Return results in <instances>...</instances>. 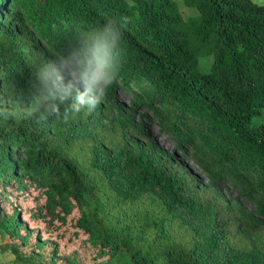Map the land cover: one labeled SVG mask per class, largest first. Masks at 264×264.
<instances>
[{
  "label": "trees",
  "instance_id": "obj_1",
  "mask_svg": "<svg viewBox=\"0 0 264 264\" xmlns=\"http://www.w3.org/2000/svg\"><path fill=\"white\" fill-rule=\"evenodd\" d=\"M182 2L196 11L0 0V236L12 264H264V0ZM125 18L100 104L73 114L71 97L52 100L49 74L71 79L61 60L78 36ZM118 87L188 148L207 184L111 99ZM223 181L254 210L225 198Z\"/></svg>",
  "mask_w": 264,
  "mask_h": 264
},
{
  "label": "clouds",
  "instance_id": "obj_2",
  "mask_svg": "<svg viewBox=\"0 0 264 264\" xmlns=\"http://www.w3.org/2000/svg\"><path fill=\"white\" fill-rule=\"evenodd\" d=\"M126 23V18L122 22L109 20L105 25L78 36L79 50L72 57L61 60V67H71V79L65 84L64 75L54 69L45 85L48 96L60 103L71 97L68 110L73 114L85 108L89 112L94 110L117 77L124 51L120 43L121 27ZM57 111L58 104L51 105V112L45 107L48 114Z\"/></svg>",
  "mask_w": 264,
  "mask_h": 264
},
{
  "label": "rangeland",
  "instance_id": "obj_3",
  "mask_svg": "<svg viewBox=\"0 0 264 264\" xmlns=\"http://www.w3.org/2000/svg\"><path fill=\"white\" fill-rule=\"evenodd\" d=\"M176 2L179 10L181 11L184 17H187L189 14H192L196 11L195 8L186 6L182 2V0H176ZM210 59V56H201L199 58L198 67L201 71L207 70L208 65L210 63ZM112 98L114 101L124 103L126 107L131 108L133 106V119L137 122L143 123V126L149 131L151 138L156 142V144L160 148L164 149V151H166L167 153L175 154V159L181 161L185 166H187L191 170V172L196 177H199L200 182H202L203 184H207L208 180L203 174L199 165L194 161L192 156L186 154V152L183 151L187 147L185 145H177L174 138L169 135L168 132L158 126V123L152 116L150 107L141 104L136 106L132 105L131 102L134 98L133 95L128 91L124 92L119 87L116 88L115 94L111 97V99ZM125 110L127 111L126 108ZM218 186L220 187L222 195L225 198H228L231 203H236L237 201H240L236 199V189L229 181L220 182ZM240 202L246 210H254V206L249 200L242 199ZM8 243L9 241L6 236H0V259L3 261H7L10 258V260H8L7 262L12 264L11 259L13 258V255L8 250Z\"/></svg>",
  "mask_w": 264,
  "mask_h": 264
},
{
  "label": "crops",
  "instance_id": "obj_4",
  "mask_svg": "<svg viewBox=\"0 0 264 264\" xmlns=\"http://www.w3.org/2000/svg\"><path fill=\"white\" fill-rule=\"evenodd\" d=\"M8 260H10V258H9ZM8 260H7V261H8ZM7 261H3V260L0 259V264H11V263H9V262H7Z\"/></svg>",
  "mask_w": 264,
  "mask_h": 264
}]
</instances>
